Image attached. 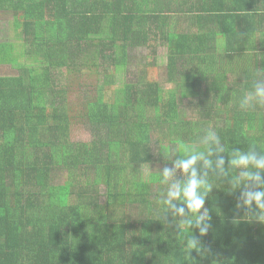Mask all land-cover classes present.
<instances>
[{
    "label": "trees",
    "instance_id": "16d2710c",
    "mask_svg": "<svg viewBox=\"0 0 264 264\" xmlns=\"http://www.w3.org/2000/svg\"><path fill=\"white\" fill-rule=\"evenodd\" d=\"M254 6L0 0V12L14 13L22 44L45 63L25 65L27 49L15 54L13 43L0 40V62L25 70L0 78V264H264V224L254 220L257 210L236 208L246 181L234 187L242 169L228 163L237 149L264 154V106L239 107L253 82L264 79V44L253 38L264 12L228 11ZM140 44L162 46L158 59L173 88L144 77L118 85L128 47ZM86 80L101 85L84 110L98 136L74 141L69 92ZM208 131L223 148L210 159H225L224 173L207 170L211 227L204 236L195 228L181 236V218L158 203L168 188L159 172L183 155L181 145L203 148ZM153 141L163 168L132 175L134 167L154 164ZM61 172L63 183L55 179ZM184 178L177 170L174 179ZM191 236L201 251L187 256Z\"/></svg>",
    "mask_w": 264,
    "mask_h": 264
},
{
    "label": "clouds",
    "instance_id": "9594fccd",
    "mask_svg": "<svg viewBox=\"0 0 264 264\" xmlns=\"http://www.w3.org/2000/svg\"><path fill=\"white\" fill-rule=\"evenodd\" d=\"M255 105L264 106V79L255 80L251 91L243 94L239 100V107L243 110ZM200 143L203 148L181 145L183 155L173 162L171 168L164 167L159 172V182L167 184L168 188L166 196L158 200V203L165 206L163 211L171 210L174 216L181 218L178 224L181 236L185 235V230L188 232L191 228L198 229L200 236L208 233L211 217L204 205L211 184L206 179L207 170L213 169L214 165L217 172H225V159L222 156L215 162L210 159L214 154L223 151V148L219 147V136L214 131H208ZM198 162H201V168L205 171L197 167ZM228 163L231 167L242 169L239 177L233 182L234 187L246 181L240 195L242 203H237L236 208L246 207L250 212L257 210L254 220L264 224V176L261 175L264 170V154L255 149L248 152L237 149L233 151ZM177 170L185 174L183 180L174 179ZM201 209H204L202 213ZM185 247L188 249L187 256L192 250L201 251V243L195 236L186 240Z\"/></svg>",
    "mask_w": 264,
    "mask_h": 264
},
{
    "label": "rangeland",
    "instance_id": "374dc122",
    "mask_svg": "<svg viewBox=\"0 0 264 264\" xmlns=\"http://www.w3.org/2000/svg\"><path fill=\"white\" fill-rule=\"evenodd\" d=\"M19 31L22 32L21 29L17 28L16 20L14 19V13L9 11L0 12V40L4 43H13L15 45L14 53L20 52L21 49L24 50L26 48L27 55L20 57L21 62L25 63V65L27 66L34 65L37 68L42 69L45 63L43 62L42 65V61H36L34 56L30 52H28V46L25 47L22 44V40L19 39V36L21 34ZM127 50L128 63H126L124 69H120V71H118L117 73L116 79L118 85L123 86V84L136 83L138 80L144 77L150 82L153 80L159 82L160 85L166 91L173 88V85L169 83L168 68H166V65H164V63L160 59H158V56L160 57L164 54L162 46L160 48L156 47V49H154V47H149L148 45L140 44L138 46H129ZM149 63L150 65L151 63H154V65H152L154 69L150 68L148 70L146 68ZM12 66L13 65L0 67V72H12L13 74L17 72L22 74L25 73V70L15 69ZM61 72L64 74V78H61V80H64L61 81L56 77L59 89L65 86L67 82L65 69L61 70ZM99 87H101L100 83L98 85L97 82L94 80H86L81 83L80 86L72 87L69 92V103L72 107V130L70 134L72 140L74 141H92L98 136L97 132H94V128L87 123L88 120H86V114L84 113V110L86 109L88 101L91 98L97 96L98 92L101 90ZM186 110L189 111V109ZM152 147L154 149L153 152L155 154L154 158H156L154 164L147 166H136L131 171L132 175L145 178L149 177L150 173L163 168L161 161L158 159L157 156L159 152V146L156 144V142L153 141ZM164 160H166V158H164ZM169 166L172 167L173 164H170ZM65 174L66 172H61L60 174L55 175V179L57 180V182L63 183L66 176Z\"/></svg>",
    "mask_w": 264,
    "mask_h": 264
},
{
    "label": "crops",
    "instance_id": "0c3cea01",
    "mask_svg": "<svg viewBox=\"0 0 264 264\" xmlns=\"http://www.w3.org/2000/svg\"><path fill=\"white\" fill-rule=\"evenodd\" d=\"M197 1L199 3V2H203L204 0H197ZM245 1H250V0H242V2H245ZM255 8H257V10H259V13L261 15V13L264 12V0H255V6L252 8H241V9H234L232 11L231 10H228V11L230 12L229 13L230 15L242 17V16H244V14H248L250 12H253ZM237 19L239 20L241 18L238 17ZM237 25L240 26V27H236L239 30V32H237V34L238 35H244V33H243V28H244L243 26L244 25L243 24H241V25L237 24ZM260 29L262 30V32L259 33L258 36L253 35V38L259 37V39H258L259 44H264V23H262V22L260 23ZM5 66H9L8 63L1 61L0 67H5ZM9 73H1L0 72V78H4V77L10 75Z\"/></svg>",
    "mask_w": 264,
    "mask_h": 264
},
{
    "label": "bare ground",
    "instance_id": "6f19581e",
    "mask_svg": "<svg viewBox=\"0 0 264 264\" xmlns=\"http://www.w3.org/2000/svg\"><path fill=\"white\" fill-rule=\"evenodd\" d=\"M212 185V184H211ZM215 187V186H214ZM213 192V191H212Z\"/></svg>",
    "mask_w": 264,
    "mask_h": 264
}]
</instances>
